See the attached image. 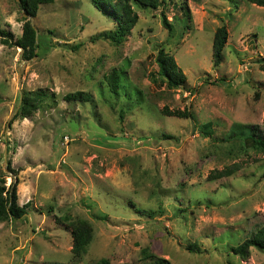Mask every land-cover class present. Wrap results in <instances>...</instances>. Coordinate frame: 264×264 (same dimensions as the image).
<instances>
[{
	"label": "rangeland",
	"instance_id": "1",
	"mask_svg": "<svg viewBox=\"0 0 264 264\" xmlns=\"http://www.w3.org/2000/svg\"><path fill=\"white\" fill-rule=\"evenodd\" d=\"M133 9L138 23L115 45L94 39L115 22L92 0H55L35 18L20 0H0V31L19 39L27 15L43 44L26 61L0 33V180L9 187L18 176L19 205L28 204L24 218L0 223V264H264L256 248L233 252L264 226V154L230 138L248 128L264 137V7L166 0ZM223 26L228 40L215 66ZM160 51L184 71L185 88L169 89L159 76ZM113 71L123 80L119 98L109 91ZM41 90L49 99L15 120L24 92ZM77 92L90 100H65ZM226 168L237 171L209 179ZM76 220L93 229L79 258Z\"/></svg>",
	"mask_w": 264,
	"mask_h": 264
},
{
	"label": "trees",
	"instance_id": "2",
	"mask_svg": "<svg viewBox=\"0 0 264 264\" xmlns=\"http://www.w3.org/2000/svg\"><path fill=\"white\" fill-rule=\"evenodd\" d=\"M55 0H20L21 6L24 13L29 15V17L35 18L37 16V11L41 5H47L54 3ZM168 1V0H167ZM173 2L174 0H170ZM182 2L184 0H181ZM229 1L230 0H223ZM248 3L264 7V0H246ZM232 2V0H231ZM92 4L98 11H101L104 16L112 19L115 22V29L110 31H105L103 33L95 36L94 39H106L110 40L115 45L122 44L128 35H130L133 28L138 23V15L134 12V5L143 6L144 8L158 9L161 4H166V0H92ZM184 3L181 6V10L184 9ZM164 13V12H162ZM23 29L22 36L19 39H15L12 33L5 34L1 32L3 37L2 41L4 44L12 45L18 49L22 50L23 58L31 60L34 57H38V50H41L43 46L41 42V36L36 33L31 22L27 18H23ZM164 26L169 32H172L173 27L168 22L167 17L163 14ZM228 40V32L226 27H221L217 30L214 41H213V59L214 65L218 66L222 63L224 58V50ZM157 65L159 70L157 71L159 76L165 81L164 83L169 89H182L186 87L187 77L181 67L178 66L176 60L170 54L165 51H160L157 57ZM259 66L262 71H264V57L260 60ZM109 91L111 95L119 98L122 89V76L117 71L111 72L107 77ZM24 97H22V104L19 108V112L15 116L17 119H26L32 117L43 105L45 100L49 99L46 91H35V92H24ZM91 96L84 92H77L74 94H69L65 97L68 102L73 101H89ZM129 110V109H128ZM126 111L122 110L121 117L123 118ZM169 116H176L178 118L190 117V114L182 113L179 111L169 112ZM210 124L206 126L210 128ZM255 128H248L244 132L233 133L232 138L239 137L246 146L245 148L254 150L259 153L264 154V137L257 136ZM210 134H207V136ZM167 137V136H166ZM264 160V159H263ZM9 169L11 166L9 164ZM236 169L226 168L222 171H215L210 176L209 179L219 180L223 178L231 177L236 173ZM18 176H13V181L8 187L6 185L5 178L0 180V223L20 220L22 217L28 215L27 208L28 204L20 206L18 202ZM73 247L72 252L75 257L79 258L87 250V247L93 239V229L92 226L85 220H76L70 224ZM250 248H256L264 253V226H262L258 231L249 239H246L242 244H239L233 249V252L242 257H247L249 255ZM191 252H199L200 248L197 245L189 247ZM159 264H170L167 260H159ZM98 264H112L107 259H102Z\"/></svg>",
	"mask_w": 264,
	"mask_h": 264
},
{
	"label": "water",
	"instance_id": "3",
	"mask_svg": "<svg viewBox=\"0 0 264 264\" xmlns=\"http://www.w3.org/2000/svg\"><path fill=\"white\" fill-rule=\"evenodd\" d=\"M27 17V15H25V18ZM32 24V23H31ZM33 28L36 30L37 36L39 35V32L37 30V28L34 26V24H32Z\"/></svg>",
	"mask_w": 264,
	"mask_h": 264
}]
</instances>
